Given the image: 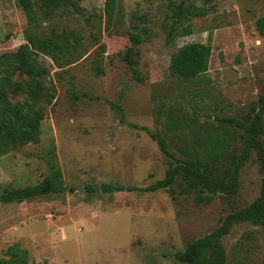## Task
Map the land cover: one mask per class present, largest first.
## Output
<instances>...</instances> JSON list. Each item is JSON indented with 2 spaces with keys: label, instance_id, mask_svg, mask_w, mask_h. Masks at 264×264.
Masks as SVG:
<instances>
[{
  "label": "rangeland",
  "instance_id": "1",
  "mask_svg": "<svg viewBox=\"0 0 264 264\" xmlns=\"http://www.w3.org/2000/svg\"><path fill=\"white\" fill-rule=\"evenodd\" d=\"M105 1L32 0L36 32L58 40L65 34L78 53L56 61L37 54L50 92L39 140L0 157V194L35 185L54 169L64 191L0 202V264L12 246L26 251L28 264H182L174 254L259 197L263 170L253 148L232 196L189 190L181 178L163 190L140 189L177 164L147 131L163 135L177 159L195 144L192 130L224 137V154L207 163L216 177L246 148L240 125L258 116L264 132V38L255 29L264 0H114L108 15ZM190 5L205 15H189ZM27 27L17 0H0V54L24 44ZM188 43L210 45L211 54L206 73L182 80L168 67ZM169 116L185 122V134L166 128ZM258 139L264 143V133ZM105 184L133 190L104 192ZM221 244L225 264H264L259 227L235 220Z\"/></svg>",
  "mask_w": 264,
  "mask_h": 264
},
{
  "label": "trees",
  "instance_id": "2",
  "mask_svg": "<svg viewBox=\"0 0 264 264\" xmlns=\"http://www.w3.org/2000/svg\"><path fill=\"white\" fill-rule=\"evenodd\" d=\"M52 1L57 2V0ZM17 5L22 10L28 27L23 33L24 44L20 45L15 52L0 54V157L14 148L36 144L39 140V128L43 118L41 107L44 102L48 101L50 92L42 83L41 79L47 74V70L39 65L37 54L41 53L56 61V57L60 53H68L70 57L78 53L77 46L70 44L67 35L62 34L61 39L58 40V37L41 36L36 32L38 15L32 0H17ZM113 9L114 0H106L105 13L108 15ZM186 9L191 16L205 15L201 8H194L192 5ZM255 29L264 38V16L255 21ZM189 33V28L183 30V35ZM74 40L75 43H79L76 39ZM138 40L137 35L131 37L132 44H138ZM131 50L132 47L128 48L125 54V57L128 58V60L126 58L125 60L128 62H130ZM210 54V45L203 43L185 44L172 54L168 67L169 72L182 80L195 79L206 73ZM79 55L77 56L79 57ZM14 77H25L26 80L16 83L13 80ZM20 95L23 96L20 101H11L10 96L18 97ZM261 102L264 106V97ZM164 123L169 130L182 128L180 133H186L184 131V121L180 122L169 116L165 118ZM240 127L244 133L249 135L246 148L242 150L231 168L220 177L213 176L207 163L209 160L224 154L223 150L226 147L224 137H211L209 135L199 137L197 131L192 130L190 139L195 144H190L184 150L183 159H177L174 153L168 149V144L163 135L159 132L147 131L162 154L175 159L177 164L170 167L161 180L140 189L144 192L166 189L173 185L176 179L181 178L186 181L189 190L198 187L208 195L232 196L237 193L239 170L247 159L248 148L258 149L260 152L263 177L259 197L248 207L226 216L221 227L203 238L191 242L184 251L174 254L175 260L179 263L225 264L226 256L221 240L229 233L231 224L235 220L248 222L259 227L264 233V143L258 139V136L264 132H262L258 116L250 124L240 125ZM101 189L104 192H130L133 190L132 188L125 189L121 186L109 184L102 185ZM63 191L61 172L54 169L35 185L4 190L0 194V202H23L33 197L57 194ZM204 198L207 199V196ZM7 252L9 259L6 264H28L25 250L12 246Z\"/></svg>",
  "mask_w": 264,
  "mask_h": 264
}]
</instances>
